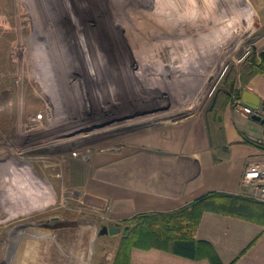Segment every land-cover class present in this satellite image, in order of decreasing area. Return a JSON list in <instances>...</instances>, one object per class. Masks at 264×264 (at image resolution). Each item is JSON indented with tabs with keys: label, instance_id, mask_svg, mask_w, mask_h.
Masks as SVG:
<instances>
[{
	"label": "rangeland",
	"instance_id": "rangeland-1",
	"mask_svg": "<svg viewBox=\"0 0 264 264\" xmlns=\"http://www.w3.org/2000/svg\"><path fill=\"white\" fill-rule=\"evenodd\" d=\"M262 51L264 0H0V153L40 176L36 213L0 225V264L111 257L79 196L91 157L208 116Z\"/></svg>",
	"mask_w": 264,
	"mask_h": 264
},
{
	"label": "crops",
	"instance_id": "crops-1",
	"mask_svg": "<svg viewBox=\"0 0 264 264\" xmlns=\"http://www.w3.org/2000/svg\"><path fill=\"white\" fill-rule=\"evenodd\" d=\"M236 88L240 96H217L208 116L193 115L148 130L124 148L94 153L83 172L79 196L106 200L105 211L89 209L102 220L120 225L142 214L178 212L210 194L228 196L231 203L238 197L264 204L242 184L248 164L264 160L259 145L264 143V124L243 115L234 104L241 102L243 91L255 94L260 100L257 115L264 121V73L250 75ZM19 152L0 153V195L4 191L5 199L16 205L26 199L30 208L26 214L6 211L0 200V225L38 210L40 176L17 156ZM250 216L202 211L191 235L195 258L174 253L171 245L132 248L128 264H264V222ZM122 233L101 236L115 244L108 250L111 257L103 254L106 263L102 259L99 264L114 263Z\"/></svg>",
	"mask_w": 264,
	"mask_h": 264
},
{
	"label": "trees",
	"instance_id": "trees-1",
	"mask_svg": "<svg viewBox=\"0 0 264 264\" xmlns=\"http://www.w3.org/2000/svg\"><path fill=\"white\" fill-rule=\"evenodd\" d=\"M264 73V51L255 54L250 63V74ZM223 92L228 98L239 97L240 92L235 82ZM264 109V106H263ZM264 149V143L259 144ZM225 195L210 194L187 207L172 214H142L122 222V240L113 264H128L132 248L150 249L166 248L171 245L174 253L188 258H195L196 243L191 239L195 225L202 211L215 210L249 216L254 221L264 222V204L252 200ZM253 216V217H252ZM248 218V217H247Z\"/></svg>",
	"mask_w": 264,
	"mask_h": 264
},
{
	"label": "water",
	"instance_id": "water-1",
	"mask_svg": "<svg viewBox=\"0 0 264 264\" xmlns=\"http://www.w3.org/2000/svg\"><path fill=\"white\" fill-rule=\"evenodd\" d=\"M241 102L242 105L252 109L253 111L257 112L259 107H260V100L259 98L248 91H243L242 96H241ZM252 120L256 122H261L264 124V121L261 120V118L257 115L254 114L251 117ZM81 203L83 206L95 209L97 211H105L107 209V202L106 200L99 198L97 196H93L90 194H84L81 196ZM122 227L120 224L113 223V224H108V225H102L100 229L98 230L97 236H115L121 233Z\"/></svg>",
	"mask_w": 264,
	"mask_h": 264
},
{
	"label": "built area",
	"instance_id": "built-area-1",
	"mask_svg": "<svg viewBox=\"0 0 264 264\" xmlns=\"http://www.w3.org/2000/svg\"><path fill=\"white\" fill-rule=\"evenodd\" d=\"M236 105H238L241 113L247 117L258 114V111H253L239 101ZM242 184L253 199L264 202V160L253 161L248 164L242 178Z\"/></svg>",
	"mask_w": 264,
	"mask_h": 264
},
{
	"label": "bare ground",
	"instance_id": "bare-ground-1",
	"mask_svg": "<svg viewBox=\"0 0 264 264\" xmlns=\"http://www.w3.org/2000/svg\"><path fill=\"white\" fill-rule=\"evenodd\" d=\"M73 1H74V0H73ZM59 8H60V7H59ZM48 17H49V16H48ZM47 19H48V18H47ZM47 19H46V20H47ZM66 26H68V25H66ZM75 31H76V30H75ZM68 37H69V36H68ZM69 39H70V38H69ZM88 39H89V38H88ZM92 42H93V41H92ZM89 45H90V44H89ZM66 46H67V44H66ZM79 46H80V45H79ZM69 49H70V48H69ZM93 52H94V51H93ZM93 52H92V53H93ZM89 54H90V53H89ZM41 234H42V233H41ZM35 235H36V234H35ZM45 235H46V233H45ZM47 235H48V234H47ZM33 237H34V236H33ZM46 237H48V236H46Z\"/></svg>",
	"mask_w": 264,
	"mask_h": 264
}]
</instances>
